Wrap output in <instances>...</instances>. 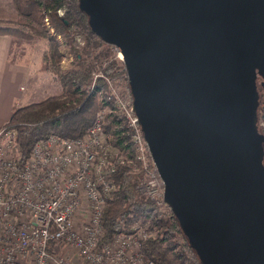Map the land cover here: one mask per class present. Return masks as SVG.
I'll use <instances>...</instances> for the list:
<instances>
[{
	"label": "water",
	"instance_id": "water-1",
	"mask_svg": "<svg viewBox=\"0 0 264 264\" xmlns=\"http://www.w3.org/2000/svg\"><path fill=\"white\" fill-rule=\"evenodd\" d=\"M79 7L123 54L165 201L202 264H264V0Z\"/></svg>",
	"mask_w": 264,
	"mask_h": 264
},
{
	"label": "built area",
	"instance_id": "built-area-1",
	"mask_svg": "<svg viewBox=\"0 0 264 264\" xmlns=\"http://www.w3.org/2000/svg\"><path fill=\"white\" fill-rule=\"evenodd\" d=\"M57 13L62 16L64 8ZM46 22L50 25L48 17ZM113 47L121 75H100L106 88L98 93L110 104L97 112L85 133H52L37 140L25 158L17 130L0 127V264H73V254L79 264H156L142 248L157 237L150 224L137 222L129 232L102 240L118 166L133 170L142 196L162 209L168 206L165 182L135 111L123 54ZM111 113L124 120L132 153L117 147L113 132L106 130Z\"/></svg>",
	"mask_w": 264,
	"mask_h": 264
},
{
	"label": "trees",
	"instance_id": "trees-1",
	"mask_svg": "<svg viewBox=\"0 0 264 264\" xmlns=\"http://www.w3.org/2000/svg\"><path fill=\"white\" fill-rule=\"evenodd\" d=\"M15 4L20 16L17 25L20 23L27 30H31L29 32L31 37L35 36L33 31L44 35V30L34 27V24L42 26L45 14L51 10L50 23H56L58 31L62 32L71 25H77L84 30L89 42L93 39V42L98 41L100 44L113 47L91 29L88 15L80 10L79 0H15ZM66 6L69 22L57 15V10ZM25 32L18 26L6 27L0 23V35L24 36L27 35ZM77 53L75 51V54ZM100 56L107 57L108 52H100ZM76 57L79 60V68L63 74L53 63V57L45 54L44 59L49 61V67L54 69L57 79L66 86L64 95L50 96L41 102L17 108L6 124L17 130V139L25 158L30 155L37 140L52 133L61 137L82 135L92 125L97 112L110 104L107 100L100 101L95 91L91 89L93 67L85 64L82 55L77 54ZM121 68L120 63L115 61L105 68V72L107 75L120 78L121 73L118 71ZM97 82L98 88H106L104 79L101 78ZM106 130L113 132L117 147L127 148L133 152L131 134L123 119L111 113L107 119ZM113 177L117 188L108 201L104 214L103 241L111 240L117 234L129 232L137 222L147 223L156 229L158 234L156 238L143 243L146 258L154 260L156 264H202L171 208L157 207L152 200L142 196L138 192L137 177L130 167L118 166Z\"/></svg>",
	"mask_w": 264,
	"mask_h": 264
},
{
	"label": "rangeland",
	"instance_id": "rangeland-1",
	"mask_svg": "<svg viewBox=\"0 0 264 264\" xmlns=\"http://www.w3.org/2000/svg\"><path fill=\"white\" fill-rule=\"evenodd\" d=\"M67 10L68 8L66 6L64 7L63 15L59 16L58 13L57 15L59 17H63L66 21H68L69 18ZM50 12L51 10H48V12L45 14L42 26L34 24V27L38 28L39 30H44V35L33 31V33L35 34V36L33 37L29 36V32H31V30H27V28L23 27V25L20 23L19 25H17V21H19L20 19L19 13L14 20L0 21V23H3L4 25H6V27L18 26L19 29L25 30L27 32V35L24 36L23 34H21L20 36L10 35L17 38L19 43H29L28 47H30V57L33 61H36V66L40 68V70H36L38 73L40 72L38 78L34 77L33 74V79L29 82V85L27 84L25 90L26 93H31V95H34V102H41L48 96L50 97L64 95L66 86H64V84L57 79V75L53 71L54 69H51L49 67V61L45 60L44 56L47 53L49 56H52L53 63L58 66L60 72L63 74H67L70 70L79 68V60L76 57L78 54L83 56L85 64L93 67V81L91 83V89L92 91H95L96 96H98V99L100 101L103 100V96L98 93V90L103 88L97 87V81L95 88H93V83L95 81L96 75H99V77L96 79L98 81L101 78L104 79L103 77L100 78V75H103L104 77L112 76L106 74L105 68H107L109 64L115 61L119 62V60L117 59L115 47L110 48L107 45L100 44L98 41L93 42V39L89 42L86 38V33L84 32V30L78 28L77 25H71L70 28H66L62 32L58 31L56 23H50ZM47 17L49 18L50 25L46 22ZM40 47L44 48L43 63L41 62L40 58ZM75 51H77L78 53L75 54ZM100 52H108V56L103 58L102 56H100ZM261 122L263 123V121ZM71 260L73 264L80 263V261L77 259V256L74 254L71 256Z\"/></svg>",
	"mask_w": 264,
	"mask_h": 264
},
{
	"label": "crops",
	"instance_id": "crops-1",
	"mask_svg": "<svg viewBox=\"0 0 264 264\" xmlns=\"http://www.w3.org/2000/svg\"><path fill=\"white\" fill-rule=\"evenodd\" d=\"M17 16L14 0H0V21L14 20ZM28 44L19 43L17 38L7 34L0 35V127L10 121L17 108L38 103L34 102V95L25 91L33 74L38 78L40 73L36 61L30 57ZM43 49L40 47L42 63Z\"/></svg>",
	"mask_w": 264,
	"mask_h": 264
},
{
	"label": "flooded vegetation",
	"instance_id": "flooded-vegetation-1",
	"mask_svg": "<svg viewBox=\"0 0 264 264\" xmlns=\"http://www.w3.org/2000/svg\"><path fill=\"white\" fill-rule=\"evenodd\" d=\"M257 89L259 92V106H258V129L261 134H264V125L261 124V121L264 123V76L257 69ZM264 148V143H263ZM263 162H264V154H263Z\"/></svg>",
	"mask_w": 264,
	"mask_h": 264
}]
</instances>
